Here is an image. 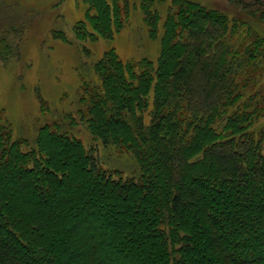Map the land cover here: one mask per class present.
I'll list each match as a JSON object with an SVG mask.
<instances>
[{
    "label": "trees",
    "instance_id": "trees-1",
    "mask_svg": "<svg viewBox=\"0 0 264 264\" xmlns=\"http://www.w3.org/2000/svg\"><path fill=\"white\" fill-rule=\"evenodd\" d=\"M86 1L76 38L122 28L125 1ZM162 1L140 3L151 37ZM170 4L157 59L108 49L78 97L90 134L130 152L137 175L102 168L57 125L32 145L0 126V264H264V37L236 43L241 23Z\"/></svg>",
    "mask_w": 264,
    "mask_h": 264
},
{
    "label": "rangeland",
    "instance_id": "rangeland-1",
    "mask_svg": "<svg viewBox=\"0 0 264 264\" xmlns=\"http://www.w3.org/2000/svg\"><path fill=\"white\" fill-rule=\"evenodd\" d=\"M123 1L128 13L118 32L111 38L81 40L75 30L85 20L86 0H0V28L12 44L10 55L0 58V126L10 131L13 139L32 145L40 127L57 125L78 138L102 168L118 170L123 176L137 175L133 155L95 139L77 113L84 84L98 79L92 65L106 50L113 49L122 60L155 61L159 55L162 22L173 9L170 0L153 7L159 18L156 37L150 36L151 27L140 8L142 0H120L121 5ZM193 1L241 23L232 41L245 43L254 34L264 37V0ZM263 63L260 69H264ZM258 78L254 88L262 87L264 105V73ZM252 128L264 133V110Z\"/></svg>",
    "mask_w": 264,
    "mask_h": 264
}]
</instances>
